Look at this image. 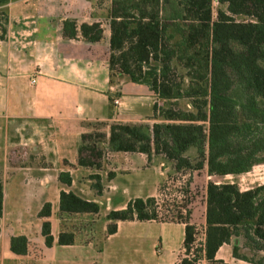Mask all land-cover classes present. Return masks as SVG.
<instances>
[{"label":"crops","instance_id":"1","mask_svg":"<svg viewBox=\"0 0 264 264\" xmlns=\"http://www.w3.org/2000/svg\"><path fill=\"white\" fill-rule=\"evenodd\" d=\"M95 8L92 0H10L5 7L9 23L7 35L0 38V264H180L185 257L182 221L107 218L137 198H153L169 164L154 153L149 158L112 151V126L179 124L163 113L181 102L163 100L147 85L122 79L111 83V30L108 20L91 15ZM67 19L78 27L102 23L103 38L89 43L80 34L65 37ZM83 146L94 148V154H81ZM81 157L90 164H81ZM61 173L70 174V185L60 181ZM63 191L96 202L100 211L61 210ZM47 204L50 214L41 216ZM206 209L205 198L200 207H192L189 218L204 241ZM44 222L51 225L50 246L42 234ZM111 224L117 226L113 234L108 232ZM61 235L72 236V242L59 244ZM21 236L27 240L26 251L15 252L13 238ZM216 259L253 264L235 258L228 244ZM199 264L208 261L203 258Z\"/></svg>","mask_w":264,"mask_h":264},{"label":"trees","instance_id":"2","mask_svg":"<svg viewBox=\"0 0 264 264\" xmlns=\"http://www.w3.org/2000/svg\"><path fill=\"white\" fill-rule=\"evenodd\" d=\"M0 0V38L7 35L9 18ZM110 0L105 18L111 30L109 67L111 83L126 80L149 88L163 100H187L181 114L169 107L163 116L179 124L124 125L111 128L109 147L115 152L162 155L175 169L201 170L210 176H238L264 163V0ZM64 35L80 34L87 42L103 38L102 23L64 21ZM208 124L207 130L202 123ZM87 137L84 136L83 139ZM94 148L81 147V154ZM194 150L195 157L189 152ZM100 155V154H99ZM81 164H90L80 158ZM70 185L69 173H61ZM204 243L188 256L196 241V227H185V257L180 264H226L216 259L224 244L233 256L264 264V185L242 191L236 183H208L206 187ZM60 208L66 212L98 213L100 206L73 192H62ZM50 214L45 205L41 216ZM3 191L0 185V218ZM113 222L158 220L155 199L137 198L126 209L112 210ZM42 234L53 244L51 225L44 222ZM117 231L111 224L108 232ZM72 236L61 235L59 244ZM25 237L13 238L15 252L26 251ZM251 255L249 257L248 255Z\"/></svg>","mask_w":264,"mask_h":264},{"label":"rangeland","instance_id":"3","mask_svg":"<svg viewBox=\"0 0 264 264\" xmlns=\"http://www.w3.org/2000/svg\"><path fill=\"white\" fill-rule=\"evenodd\" d=\"M92 2L95 3L96 8L92 11L91 15L106 22L107 19L105 16L109 10L108 7H110V0H92ZM218 8L219 4L217 0H214V15H216ZM174 103L175 104L170 107L175 111L181 110V114L189 109L187 100H181L180 104L177 102ZM202 125L204 129L207 130L208 124L203 122ZM188 155L194 158V150H191ZM163 169H165L163 180L157 187V191L153 197L154 199H162L159 209L155 205L157 212H159L160 220L162 221H171L175 219L181 221V219L190 218V214L193 211L192 207H194L195 204L200 207L205 200L206 187L210 182L215 184L228 182L236 183L242 191L264 185V163L256 164L248 173L238 176L227 175L225 177L210 176L207 171V165L201 170L182 169L178 171L173 164L167 163ZM155 179V175L153 178L152 176L150 177L151 181ZM192 202H194L193 206ZM199 214H201V210ZM203 238V233L201 230H198L196 236L197 244L202 243ZM248 256L251 257L250 254Z\"/></svg>","mask_w":264,"mask_h":264},{"label":"built area","instance_id":"4","mask_svg":"<svg viewBox=\"0 0 264 264\" xmlns=\"http://www.w3.org/2000/svg\"><path fill=\"white\" fill-rule=\"evenodd\" d=\"M33 84H35L36 83V79L35 78H33L32 79V81H31ZM116 103H118L117 101H116ZM161 202H162V199L160 198V199H155V205L157 206V208L159 209L161 206H160V204H161ZM157 214H158V217H159V212H157ZM171 217V216H170ZM159 219H160V217H159ZM204 243V238L202 239V243H200V244H197V239H196V241H195V243L193 244V246H192V249H191V251L189 252V254H188V256L190 257V258H194L195 257V250L197 249V248H199L202 244ZM186 253V252H185Z\"/></svg>","mask_w":264,"mask_h":264}]
</instances>
